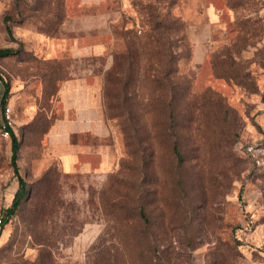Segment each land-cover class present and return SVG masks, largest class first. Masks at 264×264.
I'll return each mask as SVG.
<instances>
[{
  "label": "rangeland",
  "instance_id": "obj_1",
  "mask_svg": "<svg viewBox=\"0 0 264 264\" xmlns=\"http://www.w3.org/2000/svg\"><path fill=\"white\" fill-rule=\"evenodd\" d=\"M69 2L0 0V47L18 50L0 57V210L19 187L1 131L7 83L29 185L0 264H264V170L245 151L264 154V0H108L81 11L102 13L90 24L114 35L113 56L77 61L43 43ZM73 65L101 77L112 135L90 142L115 154L106 173L65 174L49 142Z\"/></svg>",
  "mask_w": 264,
  "mask_h": 264
},
{
  "label": "crops",
  "instance_id": "obj_2",
  "mask_svg": "<svg viewBox=\"0 0 264 264\" xmlns=\"http://www.w3.org/2000/svg\"><path fill=\"white\" fill-rule=\"evenodd\" d=\"M110 4L108 0H70V15L63 23L61 34L43 38L44 48L51 52L52 58L65 57L76 61L103 55L113 56L111 46L114 44V35L102 39L94 33L98 25L92 27L90 24L98 20L102 13L81 11L102 6L108 8ZM81 21L85 26H82ZM36 39L42 40L38 35ZM100 78L91 66L78 73L73 65L70 72L59 80L57 96L60 116L51 126L48 138L65 174L106 173L116 162V156L109 147L90 142L92 137L97 140L112 135L104 115L103 84Z\"/></svg>",
  "mask_w": 264,
  "mask_h": 264
},
{
  "label": "trees",
  "instance_id": "obj_3",
  "mask_svg": "<svg viewBox=\"0 0 264 264\" xmlns=\"http://www.w3.org/2000/svg\"><path fill=\"white\" fill-rule=\"evenodd\" d=\"M145 9L146 10H145L144 14H146V16H147V23L152 26L153 32L158 31L160 29V27L163 25V22L158 20L159 14L156 13V9H153L151 6H147ZM5 22H6V29H7L8 34L13 37L14 36L13 35V28L9 24V19L6 18ZM17 52H18V50L13 48V47H0V57L15 54ZM0 78L2 79L1 72H0ZM9 86H10L9 83H7L5 93L3 95V100H2L3 106L5 108L7 106V99L9 97ZM11 137H12L11 164L13 167L14 176L18 179L19 187H18L17 191L15 192V195H14V198H13L11 205L9 207H7L6 209L2 210L3 214H4V218H3L2 224L0 225V236H1L3 229L5 228V225L9 222L11 217L14 216L18 212V210L20 209L24 199L27 197V195L29 193L28 182L25 179V177L21 174L20 166L18 163L20 141H19V139L15 133V129L11 130ZM174 148H175L176 153L179 154V146L177 143L175 144ZM141 215L143 217H146L145 210H143V209L141 210Z\"/></svg>",
  "mask_w": 264,
  "mask_h": 264
},
{
  "label": "built area",
  "instance_id": "obj_4",
  "mask_svg": "<svg viewBox=\"0 0 264 264\" xmlns=\"http://www.w3.org/2000/svg\"><path fill=\"white\" fill-rule=\"evenodd\" d=\"M15 128V118L11 106L7 105L3 115V123L1 131L4 137H11V130ZM245 151L253 159L254 163L264 170V154L263 150L257 143H248ZM4 214L0 210V225L3 222Z\"/></svg>",
  "mask_w": 264,
  "mask_h": 264
}]
</instances>
